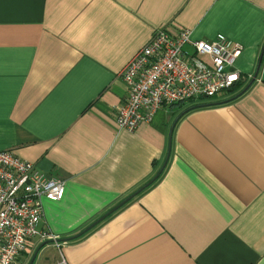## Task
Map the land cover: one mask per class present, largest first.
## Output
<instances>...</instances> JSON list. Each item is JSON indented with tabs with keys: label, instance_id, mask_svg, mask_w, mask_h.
I'll use <instances>...</instances> for the list:
<instances>
[{
	"label": "crops",
	"instance_id": "obj_1",
	"mask_svg": "<svg viewBox=\"0 0 264 264\" xmlns=\"http://www.w3.org/2000/svg\"><path fill=\"white\" fill-rule=\"evenodd\" d=\"M159 28L239 44L246 82L119 131L121 73ZM7 151L65 184L20 264L42 243L34 264H264V0H0ZM163 165L75 241L42 236L74 238Z\"/></svg>",
	"mask_w": 264,
	"mask_h": 264
},
{
	"label": "built area",
	"instance_id": "obj_2",
	"mask_svg": "<svg viewBox=\"0 0 264 264\" xmlns=\"http://www.w3.org/2000/svg\"><path fill=\"white\" fill-rule=\"evenodd\" d=\"M242 51L223 35L204 42L192 40L188 29L173 34L157 29L121 73L128 96L115 112L117 129L134 133L165 106L229 93L246 82L235 62ZM34 165L11 151L0 152V264H20L28 243L40 235L43 200L63 199L64 182Z\"/></svg>",
	"mask_w": 264,
	"mask_h": 264
},
{
	"label": "water",
	"instance_id": "obj_3",
	"mask_svg": "<svg viewBox=\"0 0 264 264\" xmlns=\"http://www.w3.org/2000/svg\"><path fill=\"white\" fill-rule=\"evenodd\" d=\"M260 64H261V62L259 63V66H258V68H257V71H258V69L260 68ZM255 79H257V74L255 73V76L253 77V80L252 81H254ZM251 81V82H252ZM250 82V83H251ZM250 85V84H249ZM249 85H248V88H249ZM248 88H246L245 89V91H243L241 94H243V93H246L247 92V90H248ZM163 169H164V165H163V168L161 169V172L158 174V175H156L152 180H151V182L147 185V186H144V187H141L139 190H137V192L136 193H134V195H131L130 197H128L126 200H124V202H122L121 204L119 203L118 205H116L113 209H112V211H110L109 213H106V214H104L102 217H100L99 218V220L97 221V222H94L92 225H90L89 227H87L86 228V230H84L83 232L81 231L80 233H78V234H76V236L74 237V238H68V239H65V240H51V241H49L48 242V244L49 243H56V244H61L62 242H68V241H75V239H77V238H79V237H81L82 235H85V233H87V231H89L91 228H93V227H97L99 224H100V222H102V220H104L107 216L109 217L112 213H114L115 211H117L119 208H122V206H124V204L127 202V201H129V200H131V199H134L135 197H137V195H138V193L140 192V191H142L144 188H147V187H149V185L151 184V183H153L154 181L153 180H155L156 178H158V176L162 173V171H163ZM42 246L43 245H47V243L45 244V243H42L41 244ZM41 246V247H42ZM40 247V248H41ZM40 248H38V251L40 250ZM38 251H37V253L33 256V258L30 260V264H34V260H35V258H36V255L38 254Z\"/></svg>",
	"mask_w": 264,
	"mask_h": 264
},
{
	"label": "trees",
	"instance_id": "obj_4",
	"mask_svg": "<svg viewBox=\"0 0 264 264\" xmlns=\"http://www.w3.org/2000/svg\"><path fill=\"white\" fill-rule=\"evenodd\" d=\"M234 89H235V87H234ZM234 89H233V90H234ZM233 90H232V91H233ZM232 91H231V92H232ZM243 91H245V90H243ZM243 91H242V92H243ZM233 92H234V91H233Z\"/></svg>",
	"mask_w": 264,
	"mask_h": 264
},
{
	"label": "snow or ice",
	"instance_id": "obj_5",
	"mask_svg": "<svg viewBox=\"0 0 264 264\" xmlns=\"http://www.w3.org/2000/svg\"><path fill=\"white\" fill-rule=\"evenodd\" d=\"M233 79H235V77H233Z\"/></svg>",
	"mask_w": 264,
	"mask_h": 264
}]
</instances>
